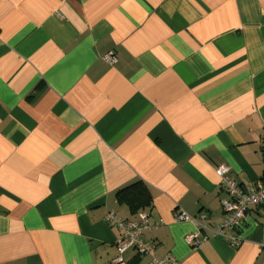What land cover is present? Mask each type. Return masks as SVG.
I'll return each instance as SVG.
<instances>
[{
    "label": "crops",
    "instance_id": "1",
    "mask_svg": "<svg viewBox=\"0 0 264 264\" xmlns=\"http://www.w3.org/2000/svg\"><path fill=\"white\" fill-rule=\"evenodd\" d=\"M264 0H0V264H264L260 211L231 234L216 168L264 174ZM108 52L113 65L103 61ZM137 181L151 206L117 191ZM149 216L118 258L108 212ZM185 213L204 226L178 221ZM200 232L199 247L185 242Z\"/></svg>",
    "mask_w": 264,
    "mask_h": 264
},
{
    "label": "built area",
    "instance_id": "2",
    "mask_svg": "<svg viewBox=\"0 0 264 264\" xmlns=\"http://www.w3.org/2000/svg\"><path fill=\"white\" fill-rule=\"evenodd\" d=\"M102 59L109 65L117 62L116 56L111 52L105 54ZM216 174L220 180V188L226 193L228 198L221 201L223 219L220 224L212 229V234L227 239L229 244L236 248L239 245V240L231 233L244 221L248 210L255 208L260 211V217L262 219V237L259 242V247L264 250V174L262 179L251 188H242L239 186L231 178L229 168L225 165L218 166L216 168ZM204 218L205 216L201 214L197 219L192 218L183 212L177 216L178 221L195 223L199 225L200 230L204 226L199 221L204 220ZM104 222L107 226L115 228L119 234L116 240L119 256L115 262H121L122 255L129 249H132L138 255H147L153 258L154 246L144 242L142 238L144 232L151 230L149 216L146 212H139L134 220H122L114 212H108L105 215ZM206 239L204 235L198 232L196 234H188L184 240L191 247H199ZM153 264H176V261L173 257L166 256L162 260L153 259Z\"/></svg>",
    "mask_w": 264,
    "mask_h": 264
},
{
    "label": "trees",
    "instance_id": "3",
    "mask_svg": "<svg viewBox=\"0 0 264 264\" xmlns=\"http://www.w3.org/2000/svg\"><path fill=\"white\" fill-rule=\"evenodd\" d=\"M116 196L132 213L145 210L151 206V195L140 181L118 190Z\"/></svg>",
    "mask_w": 264,
    "mask_h": 264
}]
</instances>
